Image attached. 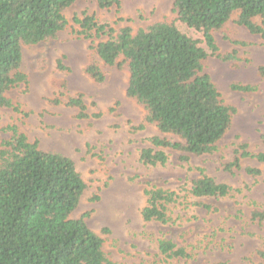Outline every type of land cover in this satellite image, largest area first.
I'll use <instances>...</instances> for the list:
<instances>
[{
	"label": "rangeland",
	"instance_id": "obj_1",
	"mask_svg": "<svg viewBox=\"0 0 264 264\" xmlns=\"http://www.w3.org/2000/svg\"><path fill=\"white\" fill-rule=\"evenodd\" d=\"M118 8L100 10L97 0H77L63 13L67 25L54 39L22 47L20 71L27 77L22 85L6 94L28 116L0 109V129L15 125L28 142L37 141L41 151L59 153L71 159L86 188L72 219L84 218L87 226L103 240V251L115 264H260L257 252H264V221H252L250 212H264V164L241 159L240 169L226 170L241 145L247 151L264 153V40L233 23L212 32L218 53L232 56L223 62L209 57L203 72L219 92L224 105L235 108L231 127L217 143V151L201 157L154 148L148 139L161 134L145 123L146 112L126 95L128 69L105 67L92 49L99 40L78 34L74 18L93 16L115 29L129 27L133 33L153 23H174L188 37L199 40L201 33L177 22L173 0H119ZM58 62L65 68L60 70ZM95 64L104 81L95 83L85 68ZM232 85L251 86L250 93L235 92ZM83 95L88 119H78L77 110L67 107V98ZM59 98L61 104L51 101ZM100 115L98 118L92 115ZM142 125V129L136 127ZM8 135L0 132V141ZM161 150L168 160L163 166H146L140 160L143 149ZM256 168L261 177L245 173ZM197 169V170H196ZM198 169L218 184L235 192L226 198L189 197L191 181ZM161 188L186 197L189 203L203 202L209 210L172 205V222H145V190ZM172 240L188 254L185 259H167L157 250L158 239Z\"/></svg>",
	"mask_w": 264,
	"mask_h": 264
},
{
	"label": "trees",
	"instance_id": "obj_2",
	"mask_svg": "<svg viewBox=\"0 0 264 264\" xmlns=\"http://www.w3.org/2000/svg\"><path fill=\"white\" fill-rule=\"evenodd\" d=\"M77 0H0V109L28 116L6 94L22 85L27 77L20 71L22 47L54 39L67 22L64 11ZM119 0H97L100 10L119 7ZM177 22L199 32L200 41L181 33L174 23H153L135 33L129 27L115 29L99 23L93 16L74 18L78 34L97 39L92 47L105 67L120 69L127 65L126 95L136 100L146 112L145 123L154 125L172 141L157 136L148 139L154 148L179 154L181 162L189 156L201 157L217 151V143L229 131L235 108L224 105L210 77L203 72V62L214 57L220 61L232 56L218 53L212 32L232 20L251 35L264 40V0H173ZM58 68H65L58 62ZM264 76V68H259ZM95 83L104 81V73L95 64L85 68ZM235 92L250 93L251 86L232 85ZM52 105L61 104L56 98ZM65 106L77 110L78 119H88L83 95L67 98ZM95 114L91 117L98 118ZM140 125L137 129H142ZM8 135L0 141V264H115L103 251V240L85 223L72 219L86 188L73 161L59 153L45 152L38 142H28L15 125L0 129ZM226 170L240 169L241 159L264 164V153H251L239 146ZM146 166H163L168 156L152 148L140 152ZM197 170V169H196ZM199 177L191 181L189 197L198 199L226 198L235 192L218 184L198 169ZM245 173L261 177L256 168ZM264 182V177H263ZM146 206L141 212L145 222L166 225L172 222L171 206L184 204L205 210L203 202L187 201L178 193L161 188L144 191ZM183 205V206H184ZM252 221H264V212H250ZM158 252L167 259H185L188 254L169 239L157 240ZM257 258L264 264V252Z\"/></svg>",
	"mask_w": 264,
	"mask_h": 264
}]
</instances>
